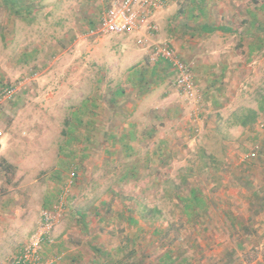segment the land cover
Returning a JSON list of instances; mask_svg holds the SVG:
<instances>
[{
    "label": "rangeland",
    "instance_id": "obj_1",
    "mask_svg": "<svg viewBox=\"0 0 264 264\" xmlns=\"http://www.w3.org/2000/svg\"><path fill=\"white\" fill-rule=\"evenodd\" d=\"M192 4L180 0L162 10L158 32L141 45L138 35L125 34L119 44L117 35L97 33L99 0H0V89L17 87L0 104V264H12L43 211L63 195L55 242L64 229H83L74 220L81 214L99 234L92 241L88 233L78 253L83 264H264V0L199 2L207 6L202 21L210 12L235 32L201 39L210 69L197 78L192 58L199 42L193 37L189 56L173 42L185 40L177 38L180 31L194 30ZM164 44L192 67L198 97L180 96L165 60H151L153 48ZM250 46L258 49L252 55ZM129 52L142 53L131 66L156 67L161 76L147 77L152 85L143 84L148 95L141 94L131 117L140 122L139 135L156 132L97 139L98 126L105 137L132 130L123 111L115 123H96L97 110L105 119L113 115L112 92L127 80L112 75L113 67H128ZM223 66L218 100L208 96L205 76H220ZM99 93L102 108L91 107ZM125 143L135 150L125 151ZM192 190L204 204L187 211ZM66 252L47 256L71 260Z\"/></svg>",
    "mask_w": 264,
    "mask_h": 264
},
{
    "label": "crops",
    "instance_id": "obj_2",
    "mask_svg": "<svg viewBox=\"0 0 264 264\" xmlns=\"http://www.w3.org/2000/svg\"><path fill=\"white\" fill-rule=\"evenodd\" d=\"M200 1H204V0H192L193 4H192V8L190 9V11H192V13H195V19H193L195 21V22L193 21L194 22V24H193L194 30H192L191 33H190V30H188V34H187L186 30L180 31L179 33L176 34L177 38H178V36L181 37V36L185 35L186 37L183 38L185 40L181 41V39H177L176 41H173L178 46V49L179 50L181 49V51H183V54H186L187 50H189L188 49L189 45L194 44V42H192V41H195L194 38H196V41L199 42L198 48H202V50L201 49H200V51L197 50L194 57L192 58L193 66H194L193 68L195 71L196 78L202 77L201 74L205 73L207 69L208 70L210 69V66H209V68H207L208 67L207 63L202 62V58H204V56H207L208 54H205L206 53L205 48L201 47V45L203 43L201 39L204 40V39L208 38L209 36L219 37V35L231 34V33L235 32L234 27H232V25H230L227 20L224 21L223 23H218V22L216 23V21H214L215 19L213 18V16L212 17L210 16V14H211L210 12H208V14H207L208 20L202 21V19H200V18L202 16V14L206 13L207 6L206 5L199 6ZM179 2L180 1H178L177 3H179ZM177 3H175V4H177ZM175 4L166 8L165 11H167V9L170 11L172 6H174ZM208 10H209V8H208ZM165 11H164V13H165ZM221 14H223V13L221 12ZM161 16H162V12L157 14V16H156V21L158 24L160 22ZM186 24L189 25V23H186ZM254 26L256 29H259L261 24L258 21H256V22H254ZM114 35H116V34H114ZM128 35H130V34H128ZM173 37H174V35H173ZM191 37H192V39H191ZM259 37L261 38L262 36H259ZM259 37H258V40H259ZM117 39H119L117 41V43H119V44L124 43V40H125L124 35H117ZM150 40L151 39H148V41H150ZM125 43H127V42H125ZM193 50H196L194 46H193ZM209 52L214 53L213 51H208V53ZM141 54H142L141 52H136L135 54H133L132 52H129V55H126V58L129 59V61H126V64L128 63V67L120 68L119 67L120 63L117 64L118 66L113 67L112 75H124L127 77L126 78L127 80L125 81L126 84H124L123 86L115 87V89L112 92L111 99L109 100L113 104V107L108 106V108H111V112L113 113V115L108 114L106 116V119H105L104 114H103L104 110L101 111L102 114H99V110H97V120H96L97 125H101L102 123L105 124L108 122L109 123L110 122L115 123L117 118L122 115L121 111H123V112H125L124 117L129 118L126 123L128 125H131L132 130H130V131L128 130L126 132L122 131L121 134L117 131L109 132V133H107V135L105 137V136L101 135L103 133H101L99 131L100 128L98 126L97 127L98 129L96 132L97 139L107 138V139H113L114 141H125V140L131 141L132 139L134 140V139H139V138H149L155 134L156 129H154V128L152 129V127H150L148 129H144V133L142 136L139 135V131L137 132V130L140 129V126H141L140 122L139 121L138 122L133 121L131 119L133 114L136 115L138 112L137 110H139L141 107L142 96L144 95L146 97L148 95V94L146 95L145 91H149V88H145L143 86V84H146L147 81L149 80V79H147V77L150 74H153L154 76L159 77V81L162 80L160 78L161 76L159 75L156 67H152L151 69H148V71H147V69H145V68L133 67L134 65H132V66L130 65L132 60H135L136 56H141ZM186 55H188V54H186ZM164 64H165L166 68H168L170 70L172 69L171 64L168 61H164ZM154 66H156V65H154ZM227 69H228V66H223L221 71H220V76H218V77H217V75H214L212 73L209 74L208 78H207V76H205V80L207 81L206 87L209 90L208 96H210L211 93H216V95H214V98L218 99V100L220 99L219 95H218V90L219 89L221 90L222 87L219 85V83H221V85H222V83H224V81H226V79L223 76H226V70ZM212 76H214V77H212ZM151 83L152 82L149 81L145 86L149 85L148 87H150V85H152ZM99 94L100 95H97L98 97L94 100V102H96V103H94L95 105L91 104V107L96 106L98 109L102 108V107H100L101 106L100 104L102 103V101H101V99H98V98H100L101 93H99ZM141 94H143V95H141ZM128 95L133 96V99H132L133 102L130 103L131 105L129 103H126V104L122 103V100H123L122 97L125 96V98H126V97H128ZM92 102H93V100H92ZM84 103L88 104V100L86 99V101ZM83 106H85V105H83ZM154 107L158 108L157 105ZM117 112H118V114H117ZM149 113H150V115H152L151 114L152 109L149 110ZM165 113L168 114V110ZM148 119L151 120V117ZM142 120H144V119H142ZM151 122H153V121L151 120ZM125 144H126L124 147L125 151L128 150V151H130L129 153H132L133 149L135 150L134 144L133 145L131 143L130 144L125 143ZM160 153L162 154L163 151H160ZM74 220H76V222L79 221L80 223H82L83 229H81V228L80 229H75V228L64 229L62 231V234H63L62 238L59 241L55 242L54 246L53 245H47L46 246L47 248L45 247V256L46 257L48 255V253L53 254L54 251L58 252V253L59 252L62 253L63 251H67L63 255L65 256L66 254L68 255V253H72V259L71 260L70 259L64 260V262L62 261L60 264H83L84 263V260H81L80 255L78 253H80V251H82V252L85 251L88 233L90 234V238H92L91 239L92 241H94V239H96V237L99 234L97 233V231L91 230V225H89V219L84 214H81L79 217L78 216L74 217ZM129 220H130V218H129ZM86 231H88V232H86ZM60 232L61 231L59 229H57L54 233L55 234L54 237L56 238L58 236V234H60ZM83 232H85V233H83ZM72 237L77 238L76 239L77 243L72 242V240H71ZM93 245H94V243H93ZM98 245H100V244H98ZM51 246H53V247H51ZM46 250H47V253H46Z\"/></svg>",
    "mask_w": 264,
    "mask_h": 264
},
{
    "label": "built area",
    "instance_id": "obj_3",
    "mask_svg": "<svg viewBox=\"0 0 264 264\" xmlns=\"http://www.w3.org/2000/svg\"><path fill=\"white\" fill-rule=\"evenodd\" d=\"M103 6L102 17L97 33L138 35V42L145 45L153 39L159 27L156 16L162 10L180 0H99ZM151 60L168 61L174 73V86L180 96L186 100L198 97L194 85L192 67L183 61L176 50L169 44L156 45L151 52ZM17 91L15 85H5L0 89V104L11 99ZM200 97V96H199ZM74 176V174H73ZM66 195L59 198L52 210L42 213L41 223L37 231L14 257L12 264H60L61 254L45 256V247L55 243L53 230L61 217L66 204Z\"/></svg>",
    "mask_w": 264,
    "mask_h": 264
},
{
    "label": "trees",
    "instance_id": "obj_4",
    "mask_svg": "<svg viewBox=\"0 0 264 264\" xmlns=\"http://www.w3.org/2000/svg\"><path fill=\"white\" fill-rule=\"evenodd\" d=\"M252 15H253V17L255 18V13H252ZM260 42L262 43V42H264V40L263 39H261L260 40ZM258 48H261V47H258ZM258 49H257V46H250V54L252 55V54H254V52L255 51H257ZM264 109V107H262V110ZM249 123V121L248 120H244L243 122H242V125H247ZM192 197H191V199L190 200H188V199H186V200H184V201H187L188 200V203H187V205H185V209L187 210V211H189L191 208L192 209H194V205H195V203H196V205L197 206H202L203 207V204H204V201L203 200H201V199H199L198 197H197V195L195 194L196 193V191H194V190H192ZM197 215H199V213H196ZM190 217H191V213H190ZM130 221H134L133 219H130ZM240 248H243L241 245L239 246ZM167 258H170V256H167Z\"/></svg>",
    "mask_w": 264,
    "mask_h": 264
}]
</instances>
